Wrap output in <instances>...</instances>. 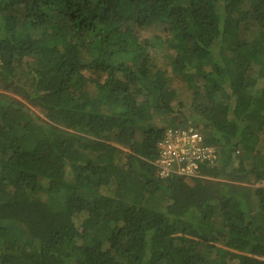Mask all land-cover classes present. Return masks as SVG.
Here are the masks:
<instances>
[{
  "label": "trees",
  "instance_id": "1",
  "mask_svg": "<svg viewBox=\"0 0 264 264\" xmlns=\"http://www.w3.org/2000/svg\"><path fill=\"white\" fill-rule=\"evenodd\" d=\"M262 181L264 0H0V264H264Z\"/></svg>",
  "mask_w": 264,
  "mask_h": 264
},
{
  "label": "built area",
  "instance_id": "2",
  "mask_svg": "<svg viewBox=\"0 0 264 264\" xmlns=\"http://www.w3.org/2000/svg\"><path fill=\"white\" fill-rule=\"evenodd\" d=\"M215 150L204 142V136L193 125L167 128L157 144L154 161L161 178L171 175L193 177L200 164L214 162Z\"/></svg>",
  "mask_w": 264,
  "mask_h": 264
},
{
  "label": "rangeland",
  "instance_id": "3",
  "mask_svg": "<svg viewBox=\"0 0 264 264\" xmlns=\"http://www.w3.org/2000/svg\"><path fill=\"white\" fill-rule=\"evenodd\" d=\"M153 53V55L155 56L156 65L168 71L170 86L174 87L179 94L186 91V83L182 76L179 74H174V72L172 71V68L170 66L172 60L171 56L167 55V53L163 49H155ZM165 117H168V115H165ZM154 122L157 123V125L163 124V122H160V119L158 117L155 118ZM257 184L264 185V181L257 182Z\"/></svg>",
  "mask_w": 264,
  "mask_h": 264
}]
</instances>
